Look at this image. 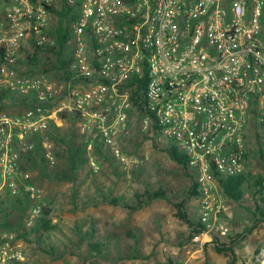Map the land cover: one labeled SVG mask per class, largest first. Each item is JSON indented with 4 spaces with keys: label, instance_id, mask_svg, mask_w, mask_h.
Instances as JSON below:
<instances>
[{
    "label": "built area",
    "instance_id": "1",
    "mask_svg": "<svg viewBox=\"0 0 264 264\" xmlns=\"http://www.w3.org/2000/svg\"><path fill=\"white\" fill-rule=\"evenodd\" d=\"M8 4L0 25V92L33 103L20 115L0 110V207L8 198L28 204L22 229L0 224V264L26 263L18 234L39 219L57 224L21 161L61 113L75 117L86 152L119 165L128 161L122 142L137 129L172 140L205 193L218 177L241 174L253 118L264 132V0H66L74 19L66 64L55 75L24 74L17 64L24 49L32 55L31 42L56 45L47 9L54 0ZM138 98L141 112L132 101ZM41 147L52 166L53 145L43 139ZM198 212L203 236L223 233L207 197Z\"/></svg>",
    "mask_w": 264,
    "mask_h": 264
},
{
    "label": "rangeland",
    "instance_id": "2",
    "mask_svg": "<svg viewBox=\"0 0 264 264\" xmlns=\"http://www.w3.org/2000/svg\"><path fill=\"white\" fill-rule=\"evenodd\" d=\"M8 1L0 0L3 21ZM53 5L60 8V0H54ZM51 18L54 27L56 18ZM21 53L20 59L25 63V53ZM49 59L48 68L57 65L56 57ZM40 62L45 63V57L40 56ZM70 130L66 127L65 135ZM75 137L80 140L76 133ZM65 139L67 145L48 141L53 145L52 166L36 158L27 169L37 186L34 173L37 172V179L42 178L57 218L58 229L45 235L54 253L38 251L45 258L41 264H167L168 260L174 264H230L226 254L214 250L213 237L190 239L193 228L178 218L176 205L182 204L189 220L198 223V209L204 197L211 203L216 221L224 226L223 233L215 236L222 245L231 246L236 264H264V224L253 227L255 180L264 178V155L259 152L260 149L264 154V132L257 118L251 120L245 136L241 174L247 183L241 188L239 201L227 198L217 181L205 193L194 170L184 171L166 154L167 147H177L170 139L150 138L134 129L122 142L128 160L124 165L102 153H76L78 143ZM194 184L199 196L194 194ZM158 188L166 192L167 199L138 210L107 202L122 196L126 204L136 206V193ZM27 209L28 206L11 208L13 215L6 224L22 226ZM90 243L99 245L98 253L92 251ZM135 255L137 259H130Z\"/></svg>",
    "mask_w": 264,
    "mask_h": 264
},
{
    "label": "trees",
    "instance_id": "3",
    "mask_svg": "<svg viewBox=\"0 0 264 264\" xmlns=\"http://www.w3.org/2000/svg\"><path fill=\"white\" fill-rule=\"evenodd\" d=\"M47 9L56 18L55 26L50 31V34L55 38L56 45L53 47H49V48L48 47L42 48V47H37L34 42H31L32 55L30 56V54H28L27 50H25V51L23 50V52L25 53V59H26L28 66H30L32 68L40 69V71H43L45 73H53V75H55L57 73V71L62 69L66 64V62L64 60H62V57H63V54L65 52L66 42L69 38V24H70V21H72L74 19V16L72 15L74 8L67 6L66 0H63L62 1V7L59 10L56 9L54 6L48 7ZM40 54H49V55L56 57L57 65H55V66L50 65L49 69H47L46 68L48 66L47 61H49L48 56H45V63H41L40 62ZM6 94H10L9 91H6V92L1 91L0 92V99H2ZM132 101H133L134 107L141 112L143 102H141V100H139V98H138V100H132ZM58 117L61 118L62 120H68L71 123L70 132H68V134L65 135V133L63 131H61V129H59L58 127L52 126V128L48 132H46L44 135L36 136L33 139V142L35 144V149H34L33 153L30 154L29 156L23 158L21 163L30 165V164H33V162H35L36 158H37L40 162L46 164V162L43 158V155H42V147H41L43 139L50 141L52 143L54 142L55 144H58V143L64 144L66 142L65 137H68V138H71L73 143H75V142L78 143L79 147L76 148V150H75L76 153H81L85 150L82 140L80 139L79 141H77V139L75 137V133H76L75 117L71 116V115L69 116L67 113H61V114H59ZM68 144L70 145V148H71L72 144H70V143H68ZM165 152L169 156V158L172 161H174L175 163L179 164L180 167L184 171H188L189 168L187 166V161H186L185 156L182 155L176 148H174L172 146L167 147L165 149ZM259 152L262 156L264 155L262 150L259 149ZM39 157H40V159H39ZM116 175L119 176L120 174L117 173ZM190 177H191V180H193L192 179L193 176H190ZM263 181H264V178H262V177L256 178V180H255L253 227H258L259 225L264 224V186H263ZM218 182L220 183V187L222 188V190H223V192L227 198L233 199L235 201H239L241 199V195H242L241 188L245 183H247V179H246L245 175L239 174L237 176H228L226 178H219L218 177ZM193 191H194L195 196H199L198 192L196 191L195 184H194ZM166 199H167L166 192L162 188H158L156 190H149V189L144 190V192L141 194L136 193L135 194V200L137 202L136 206L131 207L128 204H126L123 201L122 196L121 197L120 196L112 197V198L108 199L107 202L111 203L112 205H115V206L122 205L123 207L131 208L132 210H138V209H140V207L147 206L156 200H166ZM17 206H20V207L26 206L27 207L28 204L25 201L21 202V201L14 200L11 198H8L5 201L1 202L0 210L3 214H2V216H0V224L2 227H5L6 221H9L10 215L11 216L13 215L11 213V208H14ZM176 207L178 208L177 209L178 218L185 221L191 228H193L191 233H190L191 235L189 236V238L192 240L198 238L203 232V227L200 224L199 220H198V223H196V224L194 222H192L191 220H189L188 215L184 211L182 204H177ZM7 211H9V213ZM44 215H47V213ZM22 228H23V225L19 226L17 228V230H20ZM9 229H12V228L9 227ZM57 229H58V226L56 224L55 225L51 224V220H49L47 218H43V219H39L38 222L36 223L35 227L32 228L29 232L22 231L20 234H18V237L20 239L26 240L27 236L33 235L38 240H42V238H45V235L47 233H51L53 231L55 232ZM94 232H95L94 229L90 230L91 234H93ZM88 236L91 238V235H88ZM213 241H214V250L217 253L226 254V257L230 260V264H236L235 255H234V252H233V249L231 248V246L227 247V246L222 245L218 241V237H216V236H213ZM38 243L40 244V242H38ZM89 246L93 252H96V253L99 252L98 250H96V248H98L99 245L90 243ZM42 251L45 253H50V254L54 253V249L52 248V246H50L48 249L42 248ZM132 258L137 259L138 257L135 255V256H131L130 259H132ZM167 264H174V263H172L171 260H168Z\"/></svg>",
    "mask_w": 264,
    "mask_h": 264
},
{
    "label": "crops",
    "instance_id": "4",
    "mask_svg": "<svg viewBox=\"0 0 264 264\" xmlns=\"http://www.w3.org/2000/svg\"><path fill=\"white\" fill-rule=\"evenodd\" d=\"M2 7H4V6H2ZM2 9H4V8L0 9V13H1ZM52 16L54 17L53 14H50V19H49L50 27H51L50 20L52 19L51 18ZM1 18H2V16L0 14V25L2 24V21H3ZM51 28H53V27H51ZM26 46H25V48H26ZM17 64H18V70L24 74H34L35 75L39 70L37 68H32V67L28 66L27 62L22 63V59H20ZM32 103H33L32 100H29L28 97H20V96L14 95V94H6L2 99H0V110H2V111L4 110L5 113H7L9 115H20V114L24 113L27 110V108L30 105H32ZM57 120H59L58 123L60 124V125L58 124L57 127L59 129H61V131L65 132L66 127H70V124H68V122L66 120H62L59 117L57 118ZM75 126H76V124H75ZM67 133H68V131H67ZM30 165L21 163V168L26 170V169H29L31 167ZM46 169H48V167ZM36 174H37V172L34 173L37 184L39 186H41L45 196H49L50 193L46 189L45 183L43 182V180H41L42 179L41 177L39 179H37ZM5 226L11 227L10 225H7V224ZM11 228L17 229V225L12 224ZM200 236L202 237V240L207 237V236H203L202 234ZM38 242H40V244ZM18 243L24 249V252L26 254V263L25 264H41L45 258L44 257L41 258V255L37 252L40 250L42 251V248H44V246L47 247L46 249H48L50 246H52L48 236H45V238H42V240H38L33 235H31V237L29 235V236H27L26 240L19 238ZM87 259H85V260H87Z\"/></svg>",
    "mask_w": 264,
    "mask_h": 264
}]
</instances>
